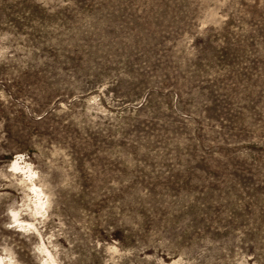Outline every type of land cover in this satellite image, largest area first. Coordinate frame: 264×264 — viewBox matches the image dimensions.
<instances>
[{
    "label": "rangeland",
    "instance_id": "1",
    "mask_svg": "<svg viewBox=\"0 0 264 264\" xmlns=\"http://www.w3.org/2000/svg\"><path fill=\"white\" fill-rule=\"evenodd\" d=\"M16 152L76 264L113 239L123 264H264V0H0V163Z\"/></svg>",
    "mask_w": 264,
    "mask_h": 264
},
{
    "label": "clouds",
    "instance_id": "2",
    "mask_svg": "<svg viewBox=\"0 0 264 264\" xmlns=\"http://www.w3.org/2000/svg\"><path fill=\"white\" fill-rule=\"evenodd\" d=\"M46 175L27 152H16L10 160L0 163V201L7 200L0 213V227L27 241L34 264H76L79 254H68L74 244L65 235L67 224L63 217L54 211L55 192L45 181ZM119 245L116 239L96 241V247L105 254L103 264H123L125 254L133 256L131 250L125 253ZM0 264H23L16 245L7 237H0ZM177 264H184L183 257Z\"/></svg>",
    "mask_w": 264,
    "mask_h": 264
}]
</instances>
